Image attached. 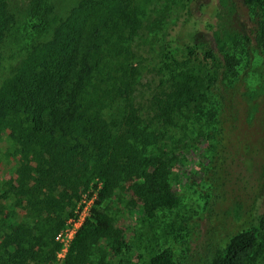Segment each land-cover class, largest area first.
I'll return each instance as SVG.
<instances>
[{"label": "trees", "instance_id": "trees-1", "mask_svg": "<svg viewBox=\"0 0 264 264\" xmlns=\"http://www.w3.org/2000/svg\"><path fill=\"white\" fill-rule=\"evenodd\" d=\"M243 1L256 22L251 35L230 28L213 42L204 35L186 41L166 32L152 67L135 42L144 24L135 0H79L49 39L31 46L0 85V137L7 135L10 156L20 157L17 177L5 181L9 188L0 194L7 200L15 189L16 196L10 213L0 208V264H114L92 256L100 245L116 255L128 245L116 214L104 206L121 185L139 204L141 216L154 218L182 203L169 185L180 162L172 142L175 127L199 129L209 145V170L217 183L214 205L222 195L220 182L231 174L232 146L242 152L245 169H260L256 198L261 196L264 0ZM31 10L38 20L34 28L47 31L52 6L32 0ZM224 12L215 5L211 13ZM14 22L8 0H0V62ZM237 38L246 42H233ZM251 50L262 55L255 88L248 81ZM235 165L241 167L237 160ZM91 182L97 189L91 214L59 262L57 235ZM18 208L25 214L20 216ZM244 217L240 227L198 258L163 247L131 264H251L264 241V207L253 205Z\"/></svg>", "mask_w": 264, "mask_h": 264}, {"label": "rangeland", "instance_id": "rangeland-1", "mask_svg": "<svg viewBox=\"0 0 264 264\" xmlns=\"http://www.w3.org/2000/svg\"><path fill=\"white\" fill-rule=\"evenodd\" d=\"M31 1L8 0L15 14V22L2 44L0 85L15 71L31 46L49 39L53 28L79 2V0H45L52 6L51 24L47 31L39 32L34 28L38 20L32 13ZM135 2L144 13V24L135 42L147 67L157 63V47L166 32L186 41L192 40L193 36L204 35L211 37L214 42L216 34L221 35L225 29L229 32V29L233 28L250 35L255 29L256 22L249 15L243 0H135ZM202 4L209 6L202 8ZM215 5L225 12L220 16L212 15V7ZM210 24L212 27L209 26ZM220 26L224 27L220 29ZM233 42H246V40L237 38ZM251 55L248 81L251 84L250 87L255 88L259 79V69L255 68L260 65L262 55L253 50ZM245 60L242 61L241 66H244ZM115 113L117 112L113 111V114ZM171 133L172 142L180 151V162L176 164L171 174L169 185L182 197L181 205L177 210L160 212L154 218L141 216L139 204H135L127 186L121 185L114 196L104 203V206L106 205L116 214L117 224L124 231L128 245L119 255L113 254L104 245L98 246L100 248L96 249L92 256L96 262L101 256H105L114 264L145 261L163 247H172L178 255L195 259L205 252L212 251L219 242L240 227L243 219L247 218L244 217L247 209L257 204L261 209L264 207V190L261 196L256 198L262 183V181L258 182L260 169L254 170L250 167L248 170L245 169L244 156L240 150L237 152L236 146L230 147L235 154V158L230 156L231 159H228L233 165L229 168L231 174L220 182L219 189L222 195L214 205L217 183L213 179L212 171L209 170L211 166L208 162L211 155L208 150L209 145L200 137V130L191 125L189 129L175 127ZM251 138L255 142V137L251 136ZM8 145L9 140L4 134L0 137V194L9 188V186L4 187L5 181L15 180L12 181L11 178L17 177L20 165V157L10 156ZM235 159L241 165L240 168L238 165L234 166ZM93 182L81 194L75 209L84 195L87 200L93 199L95 202L97 189L93 186ZM11 190L7 200L0 199V202L2 201L6 206H0L4 212L10 213L9 210L14 209L15 189ZM23 214L25 211L21 209L20 216ZM60 249L57 252L59 262L65 257V253L60 254ZM251 264H264V241L261 242V247L254 255Z\"/></svg>", "mask_w": 264, "mask_h": 264}, {"label": "built area", "instance_id": "built-area-1", "mask_svg": "<svg viewBox=\"0 0 264 264\" xmlns=\"http://www.w3.org/2000/svg\"><path fill=\"white\" fill-rule=\"evenodd\" d=\"M93 204L94 200H87L86 195H84L83 199L75 209L74 214L67 220L65 226L58 233L57 239L61 243V255L63 253H67L77 231L84 223L86 218L90 216Z\"/></svg>", "mask_w": 264, "mask_h": 264}]
</instances>
